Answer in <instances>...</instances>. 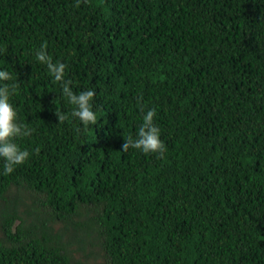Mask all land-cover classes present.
Returning <instances> with one entry per match:
<instances>
[{
  "label": "trees",
  "instance_id": "obj_1",
  "mask_svg": "<svg viewBox=\"0 0 264 264\" xmlns=\"http://www.w3.org/2000/svg\"><path fill=\"white\" fill-rule=\"evenodd\" d=\"M41 43L94 125L70 111ZM0 66L32 128L0 161V264H264V0H0ZM156 107L163 156L121 150ZM99 261H96L97 259Z\"/></svg>",
  "mask_w": 264,
  "mask_h": 264
},
{
  "label": "clouds",
  "instance_id": "obj_2",
  "mask_svg": "<svg viewBox=\"0 0 264 264\" xmlns=\"http://www.w3.org/2000/svg\"><path fill=\"white\" fill-rule=\"evenodd\" d=\"M35 61L46 67L52 81L59 86L60 95L64 102L71 105V110L55 112L57 121L71 122L78 120L80 125L89 126L97 122V112L93 109L95 90L84 88L74 91L73 81L66 78V64L59 59L54 60L47 52V46L41 43L34 52ZM18 92L17 73L0 66V161H2V173L10 174L15 167L25 163L30 157V151L17 143L18 138L29 136L32 128L18 121L17 109L14 107L11 97ZM141 123L135 136L124 138L121 145L122 151L129 148L137 149L142 153H155L163 156L167 145L161 139V129L155 122L156 107L141 106Z\"/></svg>",
  "mask_w": 264,
  "mask_h": 264
},
{
  "label": "rangeland",
  "instance_id": "obj_3",
  "mask_svg": "<svg viewBox=\"0 0 264 264\" xmlns=\"http://www.w3.org/2000/svg\"><path fill=\"white\" fill-rule=\"evenodd\" d=\"M74 248V251H73V254L75 257L87 262L88 264H93V261H94V258L93 256L95 254H101V253H96L98 252V249L97 248H90V247H87V249L82 250L77 248V247H73ZM100 259L98 258L96 261H99Z\"/></svg>",
  "mask_w": 264,
  "mask_h": 264
}]
</instances>
